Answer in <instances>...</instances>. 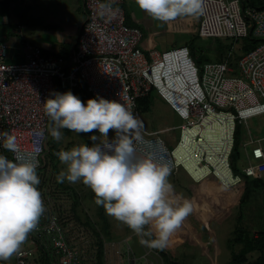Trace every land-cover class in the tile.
I'll return each mask as SVG.
<instances>
[{"label":"built area","instance_id":"2783aa9c","mask_svg":"<svg viewBox=\"0 0 264 264\" xmlns=\"http://www.w3.org/2000/svg\"><path fill=\"white\" fill-rule=\"evenodd\" d=\"M123 2L84 0L86 18L67 55L34 46L24 62H11L9 46L0 39V132L14 135L19 149L8 152L0 140V155L13 160L19 155L36 164L37 173L44 170L51 121L43 102L50 93L119 100L142 122L140 100L156 92L181 124L150 130L142 123L141 139L134 141L138 158L167 164L170 173L183 170L195 183L214 177L225 189H241L247 178H264V9L243 8L241 0H205L198 15L201 38L237 44L252 31L262 42L240 56L232 46L221 61L198 65L187 46L143 51L142 32L127 24ZM243 124L249 163L239 172L231 156L236 128ZM177 129L176 141L172 133ZM38 190L45 191L41 182ZM42 198L46 211L12 256L13 264H84L88 245L76 242L79 236L65 225L61 202ZM117 254L120 258L119 249ZM136 260L131 253V264Z\"/></svg>","mask_w":264,"mask_h":264},{"label":"clouds","instance_id":"9594fccd","mask_svg":"<svg viewBox=\"0 0 264 264\" xmlns=\"http://www.w3.org/2000/svg\"><path fill=\"white\" fill-rule=\"evenodd\" d=\"M135 2L141 11L166 23L202 14L205 0ZM43 107L51 121L50 135L57 142L62 139L61 129L99 134L89 137L91 145L82 143L55 153L65 166L57 181H82L109 216L137 236L150 238L141 239L142 244L161 250L167 247L192 214L193 203L171 196L173 185L168 177L172 173L167 164L136 156L134 141L141 139L142 122L119 100L97 96L85 104L71 91L50 93ZM0 140L6 151L18 153L14 135L0 132ZM39 184L36 164L23 161L19 155L15 160L0 155V261L17 254L38 227L46 211Z\"/></svg>","mask_w":264,"mask_h":264},{"label":"rangeland","instance_id":"374dc122","mask_svg":"<svg viewBox=\"0 0 264 264\" xmlns=\"http://www.w3.org/2000/svg\"><path fill=\"white\" fill-rule=\"evenodd\" d=\"M192 44L199 49L202 62L221 61L232 46H235V53L238 56L243 51V42L235 44L234 41L218 38L197 37ZM155 93L152 92L148 97L140 100L139 110L144 127L155 130L180 125L181 120ZM82 97L79 96L81 100L84 99ZM60 131L62 139L57 142L51 137L45 153L47 164L44 170L37 174L40 175L42 187H45L42 197L47 195L49 198H55V202L58 200L61 202L64 208L62 217L67 219L65 225L74 237L79 236L76 242L80 240L88 245L84 264H97L98 247L103 248V257L105 254L109 255L110 251L115 253L116 257L115 255L111 257L113 264H131L129 246L135 251L136 264H144L147 259L151 260L153 255L158 257L156 253L151 252L150 255L146 253L151 250L163 254L167 262L172 260L173 264H253L261 257L260 251H250L249 247L253 239L260 232H264V190H251L246 196L245 204L240 206L246 183L241 189H225L214 177L195 183L183 170L172 173L168 177V181L173 185L171 196L191 200L193 212L170 238L167 247L162 250L147 245L144 247L139 241L148 239L147 237L137 236L125 224L113 217L110 223L105 220L106 211L95 203V194L82 181L70 183L65 180L59 183L52 179L55 177L57 180L58 174L65 168L55 155L56 152L61 149L69 150L82 143L91 145L89 137L94 134L99 135L98 133L77 134L67 129ZM245 132L244 124L239 126L237 134L239 156L236 160L239 172L249 163L243 152V143L247 138ZM174 135L177 141L178 129L172 133V136ZM56 183L65 190V193L57 189ZM90 205L93 206L95 213H90ZM88 213L95 219H91ZM111 244H115V247ZM117 249L120 250L121 259ZM162 251H165V254ZM234 256L240 260L233 259Z\"/></svg>","mask_w":264,"mask_h":264},{"label":"crops","instance_id":"0c3cea01","mask_svg":"<svg viewBox=\"0 0 264 264\" xmlns=\"http://www.w3.org/2000/svg\"><path fill=\"white\" fill-rule=\"evenodd\" d=\"M241 3L242 6L245 5V8H251L252 3L263 6L264 0H241ZM123 7L127 15V24L142 32L141 48L146 53L187 46L189 49L193 47L197 57L202 58L198 53L199 49L192 44L195 38L200 37L198 35L199 16H181L165 23L141 11L135 0H124ZM85 18L84 0H0V39L9 46L8 60L25 61L30 51L28 47L34 46H40L44 51L55 54L71 53L76 47ZM242 53L244 54V51ZM194 60L197 63V59L194 58ZM90 208V213H95L92 205ZM90 217L95 219L93 215ZM106 218L105 220L109 223L112 222L111 216L107 213ZM139 243L145 247V244L140 241ZM134 252L131 247L130 254L135 256ZM151 252L156 253L158 257L153 255L151 260L147 259L144 264H173L172 260L167 262L168 260L157 251H146L148 255L152 254ZM113 255L115 253L112 251L109 255L105 254L103 262L113 264L111 259ZM5 262L14 263L12 257Z\"/></svg>","mask_w":264,"mask_h":264},{"label":"trees","instance_id":"16d2710c","mask_svg":"<svg viewBox=\"0 0 264 264\" xmlns=\"http://www.w3.org/2000/svg\"><path fill=\"white\" fill-rule=\"evenodd\" d=\"M243 6H244L243 8H245V5H243ZM251 7L257 8V9H264V5L261 6V5L256 4V3H252L251 4ZM242 42H243L242 49H243L244 53H247L250 50H253L254 48H256L259 44H261L262 41L260 39L256 38V37H254V35H253L252 31H251V33L249 34V36L246 37V38H244L242 40ZM190 49H191L192 55L193 56L195 55L194 57L197 59V63L200 64L201 63V59L197 57L196 52H195V49L193 47L190 48ZM82 98H84L82 100L83 102L85 100H88V97L87 96H83ZM86 102H85V104H86ZM149 108H150V105H149ZM239 126H241V125H238L237 128H236V133H235V147H234L233 154L231 156L232 167H233V169L235 171H238L237 166H236V160H237V158L239 156V154L237 152V147L239 146L238 140H237V134L239 132ZM50 137H51V135H50ZM50 140H51V138H50ZM245 183H246V187H245L244 193H243V195L241 197V200H240V206H243L245 204V202H246V196L248 195V193L251 190H259V191L260 190H264V178H257V179L247 178L245 180ZM148 239H150V238H148ZM249 248H250V251H252V250H258V251L261 252V257L258 259L257 262H255L253 264H264V232H260L259 235L253 239V241L251 242ZM162 253L165 254V251H162ZM161 255L163 257H165L163 254H161ZM96 256H97V264H103L104 263L103 262V248L98 247V251H97ZM233 259H235V260L237 259V261L240 260V259L238 260V258L236 256H234ZM3 264H7V263L6 262H3Z\"/></svg>","mask_w":264,"mask_h":264},{"label":"bare ground","instance_id":"6f19581e","mask_svg":"<svg viewBox=\"0 0 264 264\" xmlns=\"http://www.w3.org/2000/svg\"><path fill=\"white\" fill-rule=\"evenodd\" d=\"M258 3V2H257ZM247 6V5H246ZM257 6V5H256ZM137 25V24H136ZM138 25H140V24H138ZM199 26V25H198ZM142 30V29H141ZM222 42V41H221ZM253 42V41H252ZM223 43V42H222ZM193 46V45H192ZM230 47V46H229ZM68 50V49H67ZM251 51V50H250ZM50 52V51H49ZM69 53V52H68ZM194 54V53H193ZM195 56V55H194ZM195 58V57H194ZM201 62H202V60H201ZM201 64V63H200ZM156 94V93H155ZM154 99V98H153ZM150 105V104H149ZM261 189V188H260Z\"/></svg>","mask_w":264,"mask_h":264}]
</instances>
